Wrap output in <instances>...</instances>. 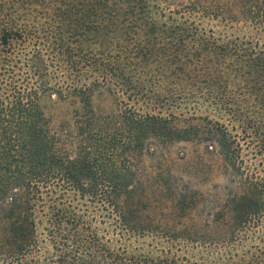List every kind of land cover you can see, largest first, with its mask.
Returning <instances> with one entry per match:
<instances>
[{"label": "trees", "instance_id": "obj_1", "mask_svg": "<svg viewBox=\"0 0 264 264\" xmlns=\"http://www.w3.org/2000/svg\"><path fill=\"white\" fill-rule=\"evenodd\" d=\"M173 144L197 180L209 163L222 181L167 237L192 254L146 242L158 200L139 164ZM0 249L14 264H264V0H0Z\"/></svg>", "mask_w": 264, "mask_h": 264}, {"label": "rangeland", "instance_id": "obj_2", "mask_svg": "<svg viewBox=\"0 0 264 264\" xmlns=\"http://www.w3.org/2000/svg\"><path fill=\"white\" fill-rule=\"evenodd\" d=\"M211 1V0H208ZM232 2V0H214L217 3H226ZM108 98H96V104H106ZM48 111L54 114L55 121L61 119L60 113L64 110L65 105L60 103H48ZM194 155L191 153L190 147L185 144H173L170 148L158 151V154L155 156H146L143 157L140 162L141 172L143 174V179L147 185V194L152 192V198L158 200V208L155 212H149L151 216H157L158 219V232L156 237L150 239L149 236H146V242L149 244H155V239L158 241L155 244V251L159 254L162 247L164 246L172 248L178 247L179 242L173 241L169 242V238L172 236L173 230H181L187 226L191 228L193 226V216L197 209L195 208V203L191 202L194 196H199L197 199L209 197V193L212 190L213 186L220 185L221 179L218 175H215V168L211 164L207 163L206 166L202 167L199 173V179L191 175L190 168L186 164L189 162V158H192ZM215 165L219 163L217 157L213 158ZM155 209V208H154ZM153 209V210H154ZM186 226V227H184ZM187 227V228H188ZM165 232V233H164ZM248 237L250 234L247 232ZM246 234V235H247ZM169 235V236H168ZM149 237V238H148ZM169 237V238H167ZM247 237V238H248ZM250 240V239H249ZM175 242V245H174ZM256 240L251 239L249 242H242L243 248L246 249L249 246L256 245ZM129 248L131 250H136V242H130ZM194 242L184 241L180 245V250L183 254L188 252L195 253L196 250L201 251L204 248L196 246L192 249ZM241 244V245H242ZM246 244V245H245ZM147 246V245H146ZM148 247V246H147ZM45 250V249H44ZM2 250L0 249V264H14L15 258L8 257L7 253L1 255ZM24 253L26 254V260H31L32 253H28V250L25 249ZM3 254V253H2ZM35 255V254H34ZM10 260V261H9ZM25 260V259H21ZM35 261V260H32ZM39 263H51L55 260H36ZM159 264H162V260H158Z\"/></svg>", "mask_w": 264, "mask_h": 264}]
</instances>
